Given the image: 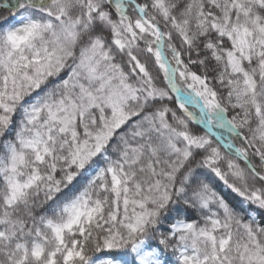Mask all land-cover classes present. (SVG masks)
<instances>
[{"label": "snow or ice", "instance_id": "snow-or-ice-1", "mask_svg": "<svg viewBox=\"0 0 264 264\" xmlns=\"http://www.w3.org/2000/svg\"><path fill=\"white\" fill-rule=\"evenodd\" d=\"M0 264H264V0H0Z\"/></svg>", "mask_w": 264, "mask_h": 264}]
</instances>
